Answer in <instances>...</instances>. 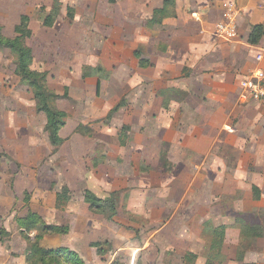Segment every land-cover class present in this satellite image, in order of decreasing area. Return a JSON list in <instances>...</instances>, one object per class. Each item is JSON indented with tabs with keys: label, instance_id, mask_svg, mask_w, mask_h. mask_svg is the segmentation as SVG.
Listing matches in <instances>:
<instances>
[{
	"label": "rangeland",
	"instance_id": "obj_1",
	"mask_svg": "<svg viewBox=\"0 0 264 264\" xmlns=\"http://www.w3.org/2000/svg\"><path fill=\"white\" fill-rule=\"evenodd\" d=\"M55 1L0 0V33L5 38L15 36L20 14L30 16L32 36L26 41L32 51L30 68L43 74L39 82L53 95L51 104L67 113L59 132L63 142L55 146L48 138L47 116L37 108L33 86L25 83L17 72L15 54L9 48L0 49V228L11 234L2 235L0 264H16L18 252L28 253L34 237L22 231L18 220L32 212L45 223L86 233L90 244L101 243L105 264H207L210 257L213 264H264V181L252 174V171L264 173V111L237 101L241 93L239 78L250 71L257 53L245 30L252 28V23L264 25L263 0H202L206 13L193 16V24L187 18L177 17L175 5L174 13L168 17L158 14L139 19L121 18L119 10L112 6L116 0H110L111 5L107 0H59L61 7L55 23L46 26L43 17L54 10ZM176 21L187 28L200 23L206 27L205 34L198 38L189 31L185 35V29L175 36L171 27ZM225 22L235 26L240 42L235 44L239 47L229 45L231 41L220 34V26ZM136 36L145 37V43L135 45ZM123 37L128 39L124 42ZM191 40L202 46L189 50L187 42ZM259 44L264 45V39ZM192 52L201 60L199 74L183 65ZM134 53L138 55L139 66L129 60H133ZM117 54L122 60L120 64L115 60ZM168 54L173 59L172 76L180 79L182 74L186 75L185 83L194 90L187 96L178 88L171 97L188 104L184 119L193 123L205 117L208 127L225 119L228 124L225 132L233 133L234 128L241 131L239 136L247 135L246 151L240 154V160L249 165L251 172L244 181L249 188L255 183L262 185L260 192L248 189L218 194L215 202L221 207L216 206L218 209L211 212L213 217L203 225L199 222L209 212L200 208L205 203L197 195L202 198L211 195L209 203L217 193L203 192L209 186L197 182L192 165L182 167L181 159L176 157L170 164L166 143L156 145L157 192L147 193L151 200L156 195V201L144 203L139 196L131 204L128 192H105L106 162L130 176L138 175L132 184L138 186L144 177L142 172L149 168L148 156L127 160L125 164L118 163L116 157L127 150L136 152L137 146L149 139H135L139 131L149 133L152 113L137 104L129 106L139 100L138 80L132 79H144L143 88L148 93L153 87L148 67H157L152 63L155 61L158 70L166 69L164 59ZM217 72L223 74L219 81L214 80ZM165 77L162 73L158 88L166 83ZM217 93L225 95L227 110L215 111ZM109 100H115L116 107L122 110L107 120L105 103ZM197 107L201 108L198 112ZM220 150L228 165L236 162L239 151L233 144L226 143ZM108 154L114 160L105 161ZM150 157L154 160L153 154ZM134 168L139 174L134 173ZM165 169L173 175L164 174ZM191 184L195 192L187 190ZM87 189L101 199L112 200L116 213L106 207L105 213L94 210L85 200ZM231 216L238 218L241 235L246 238L236 244L235 232L225 243L227 226L220 224L223 218ZM214 228H224L222 238L216 236ZM219 230L221 235L222 229ZM48 235L60 238V242L64 239L61 233ZM215 237L219 243L213 246ZM65 240L70 243L71 238ZM245 248L248 255L244 261L239 251L244 252Z\"/></svg>",
	"mask_w": 264,
	"mask_h": 264
},
{
	"label": "crops",
	"instance_id": "obj_2",
	"mask_svg": "<svg viewBox=\"0 0 264 264\" xmlns=\"http://www.w3.org/2000/svg\"><path fill=\"white\" fill-rule=\"evenodd\" d=\"M107 1L108 4L111 5L110 0ZM164 1L165 0H116V2L113 3L112 6L113 8H117L119 10L118 15L121 18L125 16H135L139 19H142L145 16L155 15L156 11L164 6ZM174 5H175L177 17L179 16L182 19L187 18L188 20H190L192 24L195 23L192 21L193 16L195 15L202 16V14L206 13L205 4L202 2V0H174ZM190 6H193L191 10L188 9ZM21 15L22 14H20V17ZM18 21H20V18ZM253 24L255 23H252V25ZM250 28L251 26L245 30L246 36L249 35ZM185 29H187L185 35H187L189 31H192L199 38L200 35L202 36L205 34L206 27L204 25H201L200 23H196L193 28H189V27L187 28L185 27L184 23H180L176 21V23H173V27H171V32L173 35L176 36L178 35V33L181 32L184 33ZM127 39L128 38L123 37L124 42ZM262 39H264V37ZM145 40H146L145 37L136 36L135 45L144 44ZM227 40L231 41L229 45L233 44L232 45L233 47L235 43H240L239 41H237L236 38L227 39ZM184 44L185 42L183 43V45ZM246 44H248V46H252L248 42ZM189 45H190V49L187 47ZM253 45H256L252 47L254 49L256 48L257 51L259 50V48L264 47L263 44H259V45L253 44ZM187 46L184 45V47L185 48L187 47L189 50H196L197 48H200L202 45L199 44L197 41L192 42L191 40L187 42ZM235 46L239 47V45L237 44H235ZM179 51L180 50H177V54L179 53ZM115 60L117 61L118 64L122 62L121 58L119 57V54L116 55ZM129 60L131 64H133L134 66H139V61H138L139 59L137 53H134L133 60L131 59ZM172 60L173 59L172 57H170L169 54L167 55V57H165L164 63L166 65V69L164 70L163 69L158 70L159 65L155 61H153L152 63H154L155 66L157 67L154 68L149 65L151 67V68L148 67V70L150 71L151 74L149 78V82L150 85H152L153 87L149 89L148 93H146V91L143 88L144 79H142L141 77L138 78L134 77V79H132L134 81L138 80L137 82L136 81L135 82L138 84L139 87L137 94L139 100L137 101L135 100V102L133 104H129V106H133L137 104L141 106L143 110L152 113L151 125L149 126L150 129L149 133L145 135L139 131L138 134L135 136V139L138 140L137 138H139L140 140H142L144 137L146 138L148 137L149 139L145 142L144 145L139 144L137 146L136 152H131L127 150L125 151V153H122L120 157L117 156L116 159L118 163L125 164V161L127 160L128 162H131L136 158L138 160L146 159V157L148 156V159H150V162H148L149 168H147L146 171L142 172L143 173L142 175L144 177L140 179L141 182L139 183L138 186L137 184L132 185L134 181L137 179L138 175L130 176L126 174L124 170L120 169L119 167L114 168L106 165L107 163L106 162L105 192H109V193L114 191L128 192L129 193L128 200L129 203L131 204L135 200H137L139 196H142V201L144 203L147 201L150 202L156 201L157 200L156 195H153L154 198L151 200V196H148L147 193L152 192L156 194L157 192L158 167L156 165V162L158 160V153H157L158 151L156 149V145L158 143H166L168 145L167 159L169 160L170 164H172L173 159L176 157L177 159L178 158L181 159L182 167L189 168L192 165L196 169L195 177L197 178V182L209 186V187H204L203 192L211 191V193H213L214 191H216L217 193L216 195H213V198L209 203H207V201L209 200L211 195L210 196L204 195L203 198L201 194L197 195V199L199 198V200L201 201L204 200L205 203V205H201L200 208L203 207V209L205 210L207 209V211L209 212L207 214V218L206 219L202 218L201 221L199 222L201 225H203L207 219H211L213 217L211 212L216 211V209L218 208L220 209L221 207L220 204H217L215 202L216 199L217 200L219 199L217 197L218 194L230 195L238 191L245 192L248 191V189L250 191L256 190L260 192L262 190L261 188L262 185L259 183H255L252 184L251 187L249 188L244 181L248 173L251 172L250 170H248L250 169L249 165L243 163L240 160L241 159L240 154L245 153L244 151H246V143L248 142L247 135L239 136L238 134L241 131L239 129H234V128H233V133L225 132V127L228 125L225 119L221 123L210 124L209 127L207 125L205 117H201L200 120H197L196 122L193 123L186 121L184 119L183 112L188 111V104H185L184 102H180L178 100H173L171 97L176 92H178V88L185 91L187 93V96L191 95L194 90L191 91L192 89L189 87V84L185 83L186 79L188 78L186 75L182 74L180 79H176L175 77L172 76L173 73H171L170 71ZM200 61L201 60L197 56V53L192 52L188 56V58L186 56V59L183 60V65L184 66L186 65L189 68H191L193 70V73L199 74L202 72L197 69L198 65H200ZM158 62L160 63V61ZM185 62L187 64H185ZM254 64H255V57L253 61V66ZM106 69L109 70L108 66ZM107 70L105 71L109 72ZM249 72L250 71L244 73L239 78L238 82H240L241 78L246 74H248ZM162 73H165L166 75L164 79L166 83H164V86L162 88H158L157 87L158 79L161 78ZM214 77H215L214 80L218 79L219 81V79L223 77V74L217 72L216 74H214ZM174 80H178V82H174ZM97 84L99 85L100 83L98 82ZM161 89L162 91H160L159 93V90ZM238 93H239V89H238ZM195 94L196 93L194 92L193 95ZM216 95L220 99L219 98L216 99L215 111L227 110L225 107V95H221L219 93H217ZM234 100L235 99L233 96L231 98V102L234 103ZM237 101L242 106L256 105L257 108L264 111V105L253 99H249L248 101L245 102V101H241L239 97L237 98ZM116 106L117 105L115 100H109L107 104L105 103V117L107 120H110L117 112L118 113L121 112L122 109H120V107L117 108ZM200 110H201L200 107L195 108V111L197 112ZM155 111L156 113H154ZM126 115H124V117ZM226 143L233 144L234 147L239 151L238 155H236L235 158L236 162L232 165H228L225 162L226 156L222 152V150H220V147ZM176 151H179L178 156L174 154ZM138 152H140V154H138ZM149 154L150 155L153 154L154 160H152L151 157L149 158ZM111 159L114 160L112 155L108 154L107 158H105V161L107 160L109 161ZM136 168L133 169L135 174L138 173ZM166 171L167 169H165L163 173L168 176L173 175V172L166 173ZM252 174L253 176L259 177V179L264 181V173L258 175L257 173L252 171ZM194 184L188 186L187 190L194 191L192 187V185ZM196 188L199 190L198 187ZM216 206H218V208H216ZM231 217L223 218L220 224L227 226L225 243L230 241L231 232H235L234 234L236 236V241H235L236 244L238 241L240 242L242 239L244 240L246 238H244L241 235V230L238 225L239 222L238 218L232 217L234 218V220H237V221H233ZM214 222L217 223L215 220ZM60 237L64 238L61 239L63 240L62 242H60V238L55 239V237L53 236L46 235L41 240V245L47 249H56L59 247L69 248L70 250L77 252L82 257L85 264H105V261L102 259L101 255H99L97 249L91 246L90 243L92 241L90 238H88L89 236L86 233L78 232L74 228H70V231L67 234H63ZM67 237L71 238L70 243L67 240H65ZM78 239L80 241H78ZM82 243L83 246H81ZM246 252H247V248L244 249V252L239 251V255L243 256L244 261H245L244 257L246 255ZM18 253L20 254V257H16V264H29V262L27 261V254L25 255V250ZM223 254H225L224 246H223ZM229 261L233 263V261H231L230 259Z\"/></svg>",
	"mask_w": 264,
	"mask_h": 264
},
{
	"label": "trees",
	"instance_id": "obj_3",
	"mask_svg": "<svg viewBox=\"0 0 264 264\" xmlns=\"http://www.w3.org/2000/svg\"><path fill=\"white\" fill-rule=\"evenodd\" d=\"M60 1L56 0L54 4V10L49 14L43 17V23L46 26H52L55 23L60 11ZM174 0H165L164 6L158 9L155 15L160 14L162 17H168L174 13ZM30 16L27 14H22L20 21L15 26V36L12 39L5 38L0 33V49L9 48L16 56L17 63V72L25 81L33 86V91L35 98L38 102L37 108L40 111H43L47 116V125L46 129L48 132V138L50 142L59 146L63 139L61 138L59 132L60 129L66 123L67 113L63 110L55 108L51 104V94L46 92L43 84L39 82V76H42V73L31 70L30 65L32 61V51L31 48L27 45L26 41L29 37L32 36V30L30 27ZM264 37V25L261 23L254 24L248 35V42L250 44H258L261 39ZM100 83V82H99ZM100 85V84H99ZM116 109V108H115ZM61 198V195H58V199ZM85 200L90 203V206L100 212H106L105 207L111 210L112 214L116 213L115 204L110 199H101L97 197L91 190L85 191ZM18 222L22 225V231H28L29 237H34L31 241V245L28 248L27 261L29 264H85L81 256L69 248L59 247L56 249H47L41 245V240L44 236L48 234H67L70 231L68 226L55 225L45 223L43 218L36 213H29L26 218H20ZM222 229L221 235L220 230ZM216 236L224 235V228H214ZM33 234V236H32ZM2 235L10 236V232L5 228H0V242L4 238ZM261 233L259 234V236ZM222 239L220 240V242ZM219 241L215 237L214 245H218ZM92 246L97 247L99 255L101 254V243H92ZM209 258L207 264H213Z\"/></svg>",
	"mask_w": 264,
	"mask_h": 264
},
{
	"label": "built area",
	"instance_id": "obj_4",
	"mask_svg": "<svg viewBox=\"0 0 264 264\" xmlns=\"http://www.w3.org/2000/svg\"><path fill=\"white\" fill-rule=\"evenodd\" d=\"M220 34L226 39L238 36L232 22L220 26ZM241 101L253 99L264 105V47L259 48L255 55V64L248 74L243 76L239 82Z\"/></svg>",
	"mask_w": 264,
	"mask_h": 264
}]
</instances>
